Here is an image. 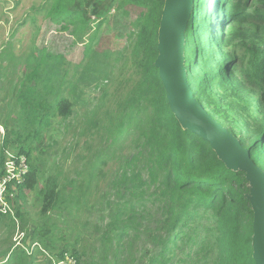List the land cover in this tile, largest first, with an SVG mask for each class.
<instances>
[{"label":"trees","instance_id":"1","mask_svg":"<svg viewBox=\"0 0 264 264\" xmlns=\"http://www.w3.org/2000/svg\"><path fill=\"white\" fill-rule=\"evenodd\" d=\"M75 1L53 0L50 6L44 7L45 16L54 22L80 18L84 21L86 18L84 15L88 10L86 8L77 10L73 4L77 3ZM112 1L115 0H107ZM139 1L145 4L147 11L138 21V30L132 39L130 51L136 65L138 80L126 96L129 100L128 107L123 109L119 118L117 115L109 119L111 128L107 131L112 145H118L124 136L121 135V131L127 127V123L133 121L131 115L137 105L143 99L150 104V117L142 129L145 139L143 149H149L152 155L148 169L149 181L144 180L141 171L136 168L138 160L144 157L141 149L136 156L126 160L114 179L117 192L122 197H128L113 215V219L121 223L114 255L123 257L111 262L105 255V259L100 263H94L92 260L89 264H125L124 257L132 247L131 237L126 232H132L136 236L139 225L143 222H146V228L156 232L161 240V248H167V245L177 239L180 230L185 229L192 210H199L211 218L210 226L204 228L203 235L197 238V242L196 239H189L194 244L191 251L199 260L198 264H254L253 215L246 198L249 188L245 176L242 172L227 169L217 159L208 143L188 131H183L175 120L167 104L158 71L154 67L157 57V30L164 0ZM197 1L201 3L203 10L202 0H194L185 33L184 66L188 86L192 96L204 109L218 107L230 110L229 108L237 106L242 115L243 129L247 130L248 121L255 124L250 138L238 141L243 149L248 150L252 163L264 173V166L259 165L260 161L264 160V0H216L218 14L215 17V24L213 15L210 18L209 14L204 16L208 29H211L213 34L221 26L234 25L237 29L229 32L226 38L221 36L219 44L216 45L218 48L214 50H211L213 41L207 49L196 37L205 26L202 23L199 29H196V18L199 16L196 10V7L199 8ZM209 1L206 6L207 13ZM70 7L73 10H70ZM89 9L92 14L98 13L95 7ZM213 11L215 13L216 10ZM193 37L195 43L191 42ZM198 37H201V34ZM236 40L240 41L234 45L236 52L232 53L236 54L229 50L219 52L222 45L228 46ZM255 40L262 45L258 46ZM90 55L91 51L87 47L76 69L80 71L79 74L90 73L89 83H98L107 71L101 64L91 62ZM25 64L26 72L19 82V87L13 88L15 119L11 120L12 124L7 128V139L12 138L15 143L22 145L16 154L25 155L28 165L25 178L18 187L20 199L24 198L25 191L30 192L35 188L37 178V170L28 164L32 145L28 141L34 142L42 137L56 118H69L74 106L73 101L70 102L59 91L56 92L59 88L58 81L63 80L68 73L62 70L65 64L62 56L38 51L31 53ZM192 66L201 71L198 78L191 75L194 70ZM229 78H232L231 81ZM206 112L213 119L207 110ZM5 118L9 120L8 112ZM100 125L99 118L97 121H91L93 129L102 128ZM113 126L116 127L117 133ZM227 131L233 136V131ZM114 132L116 136H111ZM7 144L8 140L4 141L3 148ZM146 185L153 188L151 199H146L141 194L142 187ZM63 194L58 189L57 178L47 177L38 191L43 212L50 213L59 209L63 203L61 201ZM145 210H150L152 218L146 214L144 216ZM7 217L0 214V218ZM36 233L37 230L34 234ZM46 233L48 232L44 231L42 234L39 232L41 235ZM108 236L111 235L108 233ZM33 243L38 244L35 254L44 257L46 264L64 262L66 257L69 263L65 264H77L73 253L67 252L69 250L54 257L49 246L43 241ZM25 249L28 250L29 247H24ZM23 251H13L9 257L6 254L0 256V264H31L23 261L27 256L26 251ZM22 254L24 256H21ZM12 256L15 258L10 260ZM29 258L32 260L37 257ZM150 264L161 262L153 258Z\"/></svg>","mask_w":264,"mask_h":264},{"label":"rangeland","instance_id":"2","mask_svg":"<svg viewBox=\"0 0 264 264\" xmlns=\"http://www.w3.org/2000/svg\"><path fill=\"white\" fill-rule=\"evenodd\" d=\"M208 1L202 0L203 10L201 3L197 1L199 16L196 18V29L202 23L205 26L201 32H197L201 37H196L207 49L213 41L211 50H214L218 48L216 45L221 36L226 38L229 32H234L237 28L234 25L221 26L213 34L208 29L204 16L209 14L210 18L213 15L215 24L218 1H209L207 13ZM75 2L77 3L73 4L77 10H88L84 21L80 18L54 22L46 17L43 9L50 6L53 0H0V128L4 131L3 135L0 134V177L7 153L15 155L22 147L14 139H7V128L12 124L11 120L15 119L13 88L19 87L27 68L25 61L31 53L45 51L65 59L62 70L68 73L63 80L58 81V90L57 85L54 88L74 103L69 118H56L42 137L34 142L28 141L32 143L28 164L37 170L36 185L32 191L24 192L23 199L18 197L17 188L16 198L10 200L14 218H0V256L6 254L9 257L13 251H23L22 247H28L33 241H43L54 257L69 250L67 252L73 253L77 264H89L92 260L100 263L105 255L111 262L123 257L114 255L121 223L116 222L113 215L128 197H122L117 192L114 179L126 160L136 156L145 147L142 129L150 117V104L143 99L137 105L131 115L133 121L127 123V127L121 131L124 136L118 145H112L107 130L111 128L109 119L117 115L119 118L123 109L128 107L129 100L126 96L138 80L130 51L132 39L138 30V21L146 13L147 7L139 0ZM93 7L97 9V14L90 12L89 8ZM213 9L216 10L215 13ZM70 10L73 8L70 7ZM194 40L193 37L191 42L195 43ZM255 41L258 46L262 45ZM239 42L236 40L228 46L222 45L219 52H236L234 45ZM245 42L248 43L247 40ZM87 47L91 51L89 60L101 64L107 71L98 83H89L90 73L79 74L80 71L76 69ZM83 73L85 75H81ZM200 74L199 68H195L191 75L198 78ZM212 109L206 110L223 128L233 131L236 139L250 138L255 124L248 121V128L244 130L242 115L237 106L229 108L230 110L218 107ZM215 111L217 112L214 113ZM7 112L9 120L5 118ZM98 118L102 128L96 130L91 127V121H97ZM113 127L117 133L116 127ZM116 133L111 136H116ZM7 140L8 144L3 148V143ZM143 152L144 157L138 160L136 168L148 182L152 155L149 149H143ZM21 156L26 160L25 155ZM259 165L264 166V160ZM49 176L57 178L58 189L64 194L59 209L46 213L42 210L38 191ZM152 189V186L146 185L142 187L141 194L146 199H151ZM18 214L20 217H17ZM145 214L152 218L150 210H145L144 216ZM189 217L185 229L180 230L177 239L167 245V248H161V240L155 231L146 228V222L139 225L136 236L127 231L132 247L124 257L125 264H150L153 258L161 264H198L199 260L191 251L194 244L189 239H196L197 242V238L203 235L204 228L210 226L211 218L199 210H192ZM44 231L48 233L41 235ZM20 233L24 238L16 237ZM18 242L20 247L16 244ZM35 256L37 258L32 260L26 256L23 261L46 264L44 257L37 253ZM14 258L12 256L10 260Z\"/></svg>","mask_w":264,"mask_h":264},{"label":"water","instance_id":"3","mask_svg":"<svg viewBox=\"0 0 264 264\" xmlns=\"http://www.w3.org/2000/svg\"><path fill=\"white\" fill-rule=\"evenodd\" d=\"M194 0H164L157 30V57L154 67L162 83L167 104L183 131L206 143L217 159L232 172H242L253 215L252 259L264 264V173L256 167L238 139L212 119L192 96L184 66L185 33Z\"/></svg>","mask_w":264,"mask_h":264},{"label":"built area","instance_id":"4","mask_svg":"<svg viewBox=\"0 0 264 264\" xmlns=\"http://www.w3.org/2000/svg\"><path fill=\"white\" fill-rule=\"evenodd\" d=\"M0 134L3 135L4 131L0 128ZM28 171L27 160L21 155L17 156V154L13 155L11 153H7V157H5L3 163V173L0 177V214L11 216L14 218L13 207L10 205V200L16 198V189L22 184L25 175ZM15 188V190H13ZM11 191L13 196H11ZM17 225V221L15 220ZM16 237H23V234L20 233ZM24 238V237H23ZM22 238V239H23ZM17 245L19 244L16 243ZM38 246L37 243H33L28 250L25 249L28 256L34 255V250ZM20 247V244H19ZM24 249V247H22ZM39 251V250H38ZM41 252V251H40ZM46 255L45 252H41ZM69 263V259L66 257V260L63 262H58L56 264H65Z\"/></svg>","mask_w":264,"mask_h":264},{"label":"clouds","instance_id":"5","mask_svg":"<svg viewBox=\"0 0 264 264\" xmlns=\"http://www.w3.org/2000/svg\"><path fill=\"white\" fill-rule=\"evenodd\" d=\"M32 244H30L28 247L30 248V246H31ZM34 252V255L33 256H35V250L33 251ZM28 256V255H27ZM31 257V256H30Z\"/></svg>","mask_w":264,"mask_h":264}]
</instances>
